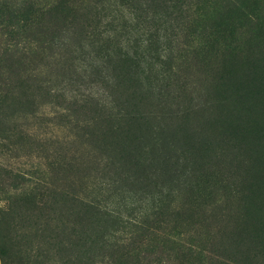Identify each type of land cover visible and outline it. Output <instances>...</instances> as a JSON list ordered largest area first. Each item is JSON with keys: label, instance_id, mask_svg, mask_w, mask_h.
<instances>
[{"label": "rangeland", "instance_id": "obj_1", "mask_svg": "<svg viewBox=\"0 0 264 264\" xmlns=\"http://www.w3.org/2000/svg\"><path fill=\"white\" fill-rule=\"evenodd\" d=\"M0 10V264H264V0Z\"/></svg>", "mask_w": 264, "mask_h": 264}, {"label": "trees", "instance_id": "obj_2", "mask_svg": "<svg viewBox=\"0 0 264 264\" xmlns=\"http://www.w3.org/2000/svg\"><path fill=\"white\" fill-rule=\"evenodd\" d=\"M28 1V0H27ZM34 1V0H33ZM23 3H25V0H23ZM31 8V7H30ZM49 9L46 8L45 11H41V14H45V16L49 17ZM28 13V10L20 11V13H13L11 14V20L13 18H17V15L19 17L24 18L25 14ZM40 14V15H41ZM3 17V13L0 10V28L3 27V24L1 23ZM7 21V25L5 27H13L12 21ZM23 28V25L21 27V32L24 33L20 34L17 33V31H14L11 28H8V31L6 33L1 32L0 30V63L10 65L14 62L15 66L21 67L22 62L24 59H26L27 55H30L31 53H35L38 45H35L37 41L32 39L29 34H26V31L28 32V27ZM21 35L20 36H18ZM39 41V40H38ZM34 47V48H33ZM5 69L0 65V81H4L5 77L4 74L5 71L2 70ZM161 244L167 248L170 251H177L178 253H186L188 255H192L193 251L189 247L188 244H184L181 239H179L177 236L174 235H164L163 238H161Z\"/></svg>", "mask_w": 264, "mask_h": 264}, {"label": "bare ground", "instance_id": "obj_3", "mask_svg": "<svg viewBox=\"0 0 264 264\" xmlns=\"http://www.w3.org/2000/svg\"><path fill=\"white\" fill-rule=\"evenodd\" d=\"M261 22H262V21H261ZM261 22H260L259 24H261ZM262 23H263V22H262ZM263 24H264V23H263ZM263 26H264V25H263ZM259 27H260V26H259ZM259 27H258V29H259ZM262 28H263V27H262ZM259 30L261 31V28H260ZM263 30H264V28H263ZM257 31H258V30H257ZM260 31H258V33H259ZM258 33H257V35L260 34V36H262V34H263V32H262V33H259V34H258ZM257 35H256V37H257ZM256 37H255V38H256ZM258 38H259V37H258ZM260 191H261V190H260ZM261 192H262V191H261ZM263 194H264V193H263ZM263 198H264V197H263Z\"/></svg>", "mask_w": 264, "mask_h": 264}]
</instances>
